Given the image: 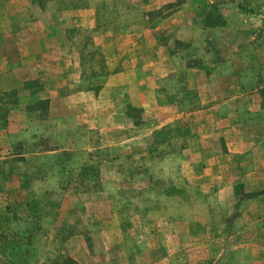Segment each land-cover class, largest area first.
Returning <instances> with one entry per match:
<instances>
[{
  "label": "rangeland",
  "instance_id": "374dc122",
  "mask_svg": "<svg viewBox=\"0 0 264 264\" xmlns=\"http://www.w3.org/2000/svg\"><path fill=\"white\" fill-rule=\"evenodd\" d=\"M0 231L20 264H264V0H0Z\"/></svg>",
  "mask_w": 264,
  "mask_h": 264
},
{
  "label": "trees",
  "instance_id": "16d2710c",
  "mask_svg": "<svg viewBox=\"0 0 264 264\" xmlns=\"http://www.w3.org/2000/svg\"><path fill=\"white\" fill-rule=\"evenodd\" d=\"M34 81H28L33 83ZM26 236L0 231V264H20L25 259L28 241Z\"/></svg>",
  "mask_w": 264,
  "mask_h": 264
}]
</instances>
